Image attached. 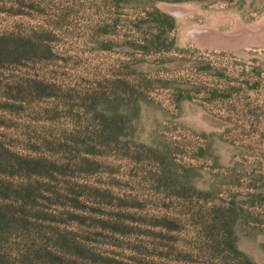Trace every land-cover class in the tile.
<instances>
[{"label": "rangeland", "instance_id": "374dc122", "mask_svg": "<svg viewBox=\"0 0 264 264\" xmlns=\"http://www.w3.org/2000/svg\"><path fill=\"white\" fill-rule=\"evenodd\" d=\"M262 21L0 0V264H264Z\"/></svg>", "mask_w": 264, "mask_h": 264}, {"label": "bare ground", "instance_id": "6f19581e", "mask_svg": "<svg viewBox=\"0 0 264 264\" xmlns=\"http://www.w3.org/2000/svg\"><path fill=\"white\" fill-rule=\"evenodd\" d=\"M176 9L178 11H180V12H184L187 9H189V7L179 6ZM216 16H218V18L219 17H223V16L218 15V14ZM263 23H264V21H262V22H260L258 24L252 25L249 29H258L256 27L258 25H260V24H263ZM243 27H245V26H243ZM187 33H193L194 35H196V34H202L201 36H203V37H209V38L214 39L216 42L221 43L220 45L223 46V47L224 46H227V47H231V48L233 47L235 49H238L239 48V44H237V40L234 38V34H228V35H224V36L221 35L220 37L213 38L214 34L217 33V32L216 31H213L211 29H207V28H197V29L194 28V30H190Z\"/></svg>", "mask_w": 264, "mask_h": 264}, {"label": "water", "instance_id": "95a60500", "mask_svg": "<svg viewBox=\"0 0 264 264\" xmlns=\"http://www.w3.org/2000/svg\"><path fill=\"white\" fill-rule=\"evenodd\" d=\"M162 9L166 12V13H168V14H170V15H172L173 17H175V18H182L184 15H186L187 13H188V9L186 10V11H184V12H180V11H178L176 8L177 7H179V6H174V5H169V4H163L162 6Z\"/></svg>", "mask_w": 264, "mask_h": 264}, {"label": "trees", "instance_id": "16d2710c", "mask_svg": "<svg viewBox=\"0 0 264 264\" xmlns=\"http://www.w3.org/2000/svg\"><path fill=\"white\" fill-rule=\"evenodd\" d=\"M174 2H181L184 0H173ZM155 14L160 18L164 19L168 23V29H173L175 27V19L168 13L156 9Z\"/></svg>", "mask_w": 264, "mask_h": 264}]
</instances>
